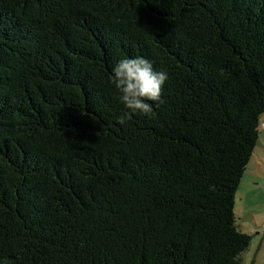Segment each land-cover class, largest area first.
Segmentation results:
<instances>
[{"label": "trees", "instance_id": "obj_1", "mask_svg": "<svg viewBox=\"0 0 264 264\" xmlns=\"http://www.w3.org/2000/svg\"><path fill=\"white\" fill-rule=\"evenodd\" d=\"M137 56L164 102L121 125ZM263 114L264 0H0V264H242Z\"/></svg>", "mask_w": 264, "mask_h": 264}, {"label": "rangeland", "instance_id": "obj_2", "mask_svg": "<svg viewBox=\"0 0 264 264\" xmlns=\"http://www.w3.org/2000/svg\"><path fill=\"white\" fill-rule=\"evenodd\" d=\"M264 124V114L260 118ZM234 197L233 213L237 229L251 236L242 264H264V127Z\"/></svg>", "mask_w": 264, "mask_h": 264}, {"label": "clouds", "instance_id": "obj_3", "mask_svg": "<svg viewBox=\"0 0 264 264\" xmlns=\"http://www.w3.org/2000/svg\"><path fill=\"white\" fill-rule=\"evenodd\" d=\"M168 79L166 71L154 70L152 64L143 57L120 60L112 68V83L119 91L127 111L118 118V123L125 124L133 115H153L152 104L158 107L164 102L163 85Z\"/></svg>", "mask_w": 264, "mask_h": 264}, {"label": "built area", "instance_id": "obj_4", "mask_svg": "<svg viewBox=\"0 0 264 264\" xmlns=\"http://www.w3.org/2000/svg\"><path fill=\"white\" fill-rule=\"evenodd\" d=\"M261 127H264V125H262Z\"/></svg>", "mask_w": 264, "mask_h": 264}, {"label": "crops", "instance_id": "obj_5", "mask_svg": "<svg viewBox=\"0 0 264 264\" xmlns=\"http://www.w3.org/2000/svg\"><path fill=\"white\" fill-rule=\"evenodd\" d=\"M262 125H264V124H262Z\"/></svg>", "mask_w": 264, "mask_h": 264}]
</instances>
